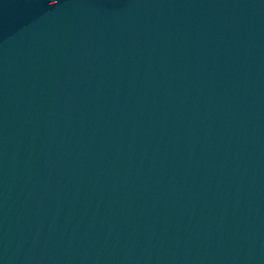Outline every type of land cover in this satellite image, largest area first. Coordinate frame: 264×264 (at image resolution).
<instances>
[{"label": "water", "instance_id": "1", "mask_svg": "<svg viewBox=\"0 0 264 264\" xmlns=\"http://www.w3.org/2000/svg\"><path fill=\"white\" fill-rule=\"evenodd\" d=\"M0 264H264V0H0Z\"/></svg>", "mask_w": 264, "mask_h": 264}]
</instances>
